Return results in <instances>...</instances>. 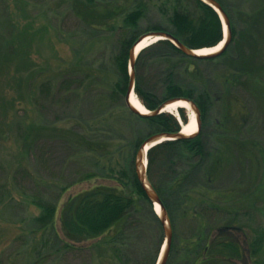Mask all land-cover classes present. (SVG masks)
Returning <instances> with one entry per match:
<instances>
[{
    "label": "trees",
    "instance_id": "trees-1",
    "mask_svg": "<svg viewBox=\"0 0 264 264\" xmlns=\"http://www.w3.org/2000/svg\"><path fill=\"white\" fill-rule=\"evenodd\" d=\"M86 1L92 4L103 1L109 7L104 9L103 14L93 13L89 19L84 18L82 13H76L85 27L95 31L114 33L118 37L119 50L114 57L118 79L112 84L107 94L110 98L108 101L112 103H118L120 99L126 98L130 82V51L144 34L150 32L169 33L189 49L212 48L219 45L224 39V24L220 15L201 0H127L122 7L116 5L119 0ZM216 1L228 16L232 32V40L224 52L211 58L193 57L186 55L170 40H157L144 48L138 56L135 64V93L149 111H155L162 103L173 98L192 100L199 108L203 120L213 111L215 103L220 102L227 111L223 113V120L221 118L219 121L216 120L217 126L221 128V131L218 128L217 136L222 138L223 135L227 136L230 129L238 132L240 136H245L247 135V126H250L249 121H253L252 103L259 96L251 81L254 79L255 83H259L260 80H264V66L259 62L261 56L257 51L261 46L259 44L264 46V37H261L262 33L258 27L263 18L264 5L255 6L254 0ZM152 7H156L163 14L166 25L156 24L149 31L141 32V23L148 16ZM118 18H122V24L119 27L112 22ZM5 31L6 34L0 31V78L4 77V82L6 81L7 85L1 91L3 93L7 88L12 89L20 96L17 98L18 101L22 102L24 91L26 89L33 91V78L37 65L31 62L27 73L24 72L28 61L15 57L19 48L13 41L5 39V35H8L7 30ZM156 63H158L157 68L160 69L158 77H163V89L159 94L149 88L146 79L139 75L141 67H152ZM197 64L205 67L204 70L196 69ZM211 66L212 69H208ZM183 69L186 75L183 74ZM59 74L55 81L53 79L42 81L38 95L33 94V102L36 106H45L40 103L42 100H45L44 104H47L48 107L56 104L66 106L71 102L80 104L84 102V99L90 103L97 102L96 99L93 100L91 93L85 95L82 90L88 79H90V86H94L99 84L100 77L95 76L94 78L93 73L84 75V72L77 67L63 69ZM183 77L187 81H191L188 79L191 77L193 85L198 88L189 83L184 84ZM219 86L222 87L221 93L214 90ZM235 88L240 89L243 93L236 94V97L232 96L231 90ZM0 99L5 102L4 105H7L1 108L0 114L2 115V117L0 116V139L4 140L7 137L5 132L9 126L3 120H6L8 113L14 109V101L8 104L3 95ZM232 104H238L243 110H248L240 113V125L233 123L231 119L232 114L230 115L229 110ZM128 109L136 118L147 124L146 138L157 133H178L182 130L180 121L171 113L163 112L155 116H143L133 112L129 107ZM104 110L99 114L92 112V117L89 120L101 119L105 121L107 117L110 119L112 115L106 116L104 119L105 115L103 114L107 111ZM179 113L181 119L186 123L184 109H180ZM217 118L219 119V117ZM89 123L92 124L88 121L87 124ZM107 127V132L115 136L120 135L113 123L108 124ZM229 127L231 128L229 129ZM19 132L22 137L21 156L24 154L28 156L33 172L20 166L16 175L17 177L21 175L24 179L35 184L31 196L33 204L41 209V214L34 217L32 221L38 230L46 229L48 226L54 227L59 215L64 238H60L56 233L62 243L57 248L58 252L64 249L82 252L91 250L92 252V250H98L104 246L110 248L118 260V264L158 263L162 239L165 238L164 229L160 218L151 210L153 203L140 183L133 161L127 168L118 171V175L112 173L109 176L119 184L118 186L92 184L91 187L72 194L65 204L59 207L61 198L69 189L85 182L93 183L101 175L91 169H80L77 171L78 178L69 181L64 186H58L60 180L57 181L53 177L45 178L43 175L50 170L54 160V144L60 143L68 148V155L62 160L61 166L69 162V158L81 152L102 154L101 146L103 145L99 144L100 146L97 147L98 144L90 140L87 135L76 133L73 129L62 130L56 127L46 129L39 124H33ZM135 134L138 135L134 146L138 151L146 138L141 133ZM113 138H117V136ZM204 138V134L200 130L198 134L189 138L163 141L150 148L147 154L148 180L167 209L173 229V241L166 264H170L175 252L174 233L176 229L175 218L171 214V206L166 196L170 197L176 194L178 205L180 206L183 202V206H185L187 191L195 190L198 184L197 179L201 180L202 176L208 179L207 183L208 187L211 186L210 189H216L211 183L214 182V177L221 180L223 173L216 169L220 168L222 164L224 166L225 160L223 161L222 157L228 158L229 156L225 155H231L234 152L243 154L246 148L252 143L255 144L254 141L243 137L239 141L223 140V148L215 147L213 149ZM212 152H218L220 155L215 156L214 161L209 163L210 157H213ZM160 162L169 169V178L157 184L153 170ZM207 163L209 167L206 168L205 164ZM105 177L107 176L105 175ZM47 186L50 187L49 190H46ZM53 188L59 191L57 192ZM129 191L130 193H128ZM144 204L150 206V222L154 225L156 238L159 239L155 250L148 255L139 249L140 244L134 239L136 234L146 237L149 233L152 236V233L146 229L149 219L144 215ZM203 204L206 205L202 214L209 223L211 219L207 214L219 212L228 215L231 213L230 210L215 206L210 198L204 200ZM183 210L185 218L187 210L185 208ZM233 215L237 216V213ZM236 232L244 233L242 227H234L231 223H227L216 228L211 227V230L206 234L195 233L197 237H200L198 238L200 241L191 251H187L181 264H262L259 254L264 248V231H255L253 238L248 237L243 240L235 235Z\"/></svg>",
    "mask_w": 264,
    "mask_h": 264
},
{
    "label": "rangeland",
    "instance_id": "rangeland-1",
    "mask_svg": "<svg viewBox=\"0 0 264 264\" xmlns=\"http://www.w3.org/2000/svg\"><path fill=\"white\" fill-rule=\"evenodd\" d=\"M117 2L119 5H116L122 7L127 0ZM253 3L256 4L255 6H263L264 0H254ZM106 7L109 5L103 1L92 4L86 0H0V31L6 34L5 30H7L8 35H5V39L13 41L18 46L19 49L15 57L28 61L24 68L25 73L29 70L31 62L37 65L33 78V91L26 89L22 102L18 101L17 98L20 96L12 89L9 90L6 87L7 90L5 89L6 91L2 93L1 90H4L7 82H4V77L0 78V98L3 95L8 104L14 101V109L8 113L6 120H3L9 126L5 132L7 137L4 140L0 139V264H118V260L110 248L104 246L98 250H92V252L91 250L82 252L67 249L58 252L57 248L62 243L56 233L60 238L64 236L59 215L54 227L48 226L46 229L38 230L32 221L34 217L41 214V209L33 204L31 196L35 184L24 179L21 175L18 177L16 175L20 166L33 172L28 156L25 154L21 156L22 137L19 132L33 124H39L46 129L53 127L62 130L73 129L76 133L87 135L90 140L98 144L97 147L100 146L99 144L103 145L101 146L102 154L81 152L69 158V162L61 166L62 160L68 155V148L60 143L54 144V160L50 170L43 175L45 178L53 177L57 181L60 180L58 186H64L69 181L78 178L77 171L80 169H91L101 175L93 183L85 182L69 189L61 198L59 207L65 204L72 194L85 190L92 184L118 186L119 184L109 176L112 173L118 175L117 172L122 168H127L131 161L134 166L136 165L137 149H135L134 143L138 134L135 133H141L146 138L148 126L128 109L126 98L120 99L118 103H112L108 101L110 98L107 96L112 84L118 79V70L114 62V57L119 50L118 37L114 33L86 28L76 16V13L79 12L83 14L84 18L89 19L93 13L103 14ZM112 22L119 27L122 24V18ZM156 24L166 25V22L163 14L156 7H152L148 16L142 21L140 31L147 32ZM258 27L263 38L264 13ZM259 45H261L257 50L261 56L259 62L264 66V46ZM230 52L232 53V51ZM74 67L80 68L84 75L93 73L94 78L95 76L100 77L99 84L94 86H90V79H88L82 90L85 95L91 93L93 100L96 99L97 102L90 103L84 99V102L80 104L71 102L66 106L56 104L48 107L47 104H44L45 100L41 99L40 103L45 106H36L33 102V94L38 95L42 81L46 82L48 79L55 81L63 69ZM157 67L158 63L152 67H141L139 75L146 79L149 88L159 94L163 89V77H158L160 69ZM195 67L198 70L205 68L199 64ZM209 68L212 69V66ZM184 71L183 69V74L186 75ZM190 78L188 77L191 81H187L183 77V83L193 85ZM252 80L253 88L259 96L257 100L253 101V106L251 104L254 116L253 121H249L250 126H247V135L240 136L238 132L229 127L230 132L227 136L223 135V138L217 136L218 128L219 131L221 128L217 126L216 122L220 118L223 120V113L227 111L220 102L215 103L213 111L206 119L203 120L200 115L201 131L211 148H223V140L239 141L243 137L254 141L255 144L252 143L246 150L244 149L246 153L245 151L243 154L234 152L231 155L226 154L225 156H229L228 158L222 157L225 164L216 169L223 173L221 180L214 177V182L211 183L216 189H210L211 186L208 187L207 183L208 179L202 176L201 180L197 179L198 184L195 190L187 191L185 206H183V202L180 206L178 205L176 194L170 197L166 196L171 206V214L176 222L175 252L170 264H181L187 251H191L200 241L198 239L200 237H197L196 234L198 232L206 234L211 230V227L216 228L227 223H231L234 227H242L244 233H235L241 240L248 237L253 238L255 231H264V80H260L259 83ZM194 87L198 88V86ZM220 89H222L221 86L214 90L221 93ZM231 91V95L235 97L236 94L243 93L238 88ZM105 102L107 103L106 107ZM4 103L0 99V114L1 108L7 106ZM104 108L107 110L103 114L105 115L104 119L109 115L113 117L110 116V119L107 117L105 121L101 119L89 120L92 117V112L99 114ZM242 111L248 110H243L238 104H232L229 112L230 115L232 114L233 123L240 125ZM184 114L188 122L189 112L186 109H184ZM0 116L2 117V115ZM179 116L181 118L180 113ZM88 121L92 124H87ZM111 123L118 129L120 135H116L117 138H113L116 136L107 132V126ZM183 123L185 122L183 121ZM219 155L218 152L213 153L209 163ZM59 163L60 165H58ZM161 163H158L153 170L157 184L169 178V169L164 166V163ZM205 166L209 167L208 163ZM146 169L148 173V164ZM49 189L50 187L46 188V190ZM53 190L59 191L54 188ZM208 198L213 200L215 206L230 210V215L219 212L207 214L211 219L209 223L202 214L206 205L203 202ZM183 207L187 210L185 218ZM151 210L157 215L153 204ZM235 213L237 216L233 215ZM144 215L149 219L146 229L152 233V236L149 233L146 237L136 234L134 239L140 244L139 249L148 255L155 250L159 239L156 238L154 225L150 222L149 205L144 204ZM197 226H200V229ZM164 242L165 238L163 237L159 257ZM259 260L264 264V248L259 254Z\"/></svg>",
    "mask_w": 264,
    "mask_h": 264
},
{
    "label": "water",
    "instance_id": "water-1",
    "mask_svg": "<svg viewBox=\"0 0 264 264\" xmlns=\"http://www.w3.org/2000/svg\"><path fill=\"white\" fill-rule=\"evenodd\" d=\"M201 1L208 4L209 6H211L220 15V17L223 21V24H224V28L226 27L227 34L225 35V31H224V39H223L224 45L220 49V51H217L215 53L206 54V55H197L195 53V51H197L199 49H189L184 44L179 42L176 38H174L171 34L165 33V32H150V33L144 34L143 36H141L137 40V42L134 44V46L132 47V49L130 51V61H129L130 82H129V87H128V91H127V95H126L127 106L133 112H135L137 114H140L143 116H155V115H158V114L165 112L164 109L166 108L167 105L178 102V101H185V102H188L190 104L192 110L196 114V120L198 123V131H197V133H195L193 135L187 136L182 132V130L178 133H157V134H154L152 136L147 137L137 151L136 165H135L137 176H138L140 183H141L143 189L145 190L148 198L152 201L154 208H155V205L158 204L160 206V209H161L160 214L157 212L156 213H157L158 217L160 218L162 225H163L164 234H165V242H164V245H163V248H162V251H161V254H160V257H159L157 264H166V262H167V259L169 257L170 250H171L172 241H173V229H172L171 220H170L167 209L163 205L160 196L157 194V192L155 191V189L152 187L151 183L148 180L147 169H146L147 164H148L147 154H148V151L150 148L154 147L155 145L162 143L163 141L185 139V138H189V137H192V136L198 134V132L201 130V125H200L201 113H200L199 108L196 106V104L192 100L184 99V98H173V99L167 100L164 103H162L159 106V108H157L155 111H151L150 114H142L135 107H133V105L131 104V95L133 93H135V81H136L135 64L137 62V59H138L140 52L143 50L142 49L141 51L136 52V49H137V46L145 38L150 37L153 39L156 37H160L159 39L170 40L174 45H176L186 55H189V56L199 57V58H211V57H216V56L220 55L228 47V45L230 44L231 39H232L230 20H229L228 16L226 15V13L224 12V10L222 9L219 2H217L216 0H201ZM180 109H183V108H179V110ZM145 160H146V165L144 166Z\"/></svg>",
    "mask_w": 264,
    "mask_h": 264
},
{
    "label": "bare ground",
    "instance_id": "bare-ground-1",
    "mask_svg": "<svg viewBox=\"0 0 264 264\" xmlns=\"http://www.w3.org/2000/svg\"><path fill=\"white\" fill-rule=\"evenodd\" d=\"M224 31H225V35H226L227 34L226 27L224 28ZM159 38L160 37H156L153 39L150 37L145 38L137 46L136 52H139L142 49L149 46L150 44L156 42ZM223 45H224V42L222 41L219 45H217L215 47L199 49V50L195 51V53L197 55H206V54H210V53H215L217 51H220V49L223 47ZM131 104L133 105V107H135L142 114H150L151 113V111H149L147 108H145V106L142 104V102L140 101V99L138 98L136 93H133L131 95ZM179 108L186 109L189 112L188 122L182 124V132L187 136H190V135L197 133L198 123L196 120V114L194 113V111L192 110V108L188 102L178 101V102L169 104L166 106L164 111L178 116L179 115ZM145 165H146V160L144 162V166ZM155 211L159 214L161 213V209H160V206L158 204L155 205Z\"/></svg>",
    "mask_w": 264,
    "mask_h": 264
}]
</instances>
